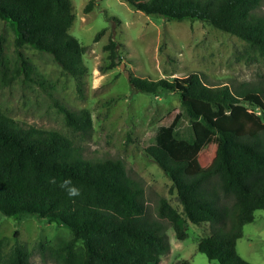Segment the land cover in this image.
<instances>
[{"label": "trees", "instance_id": "1", "mask_svg": "<svg viewBox=\"0 0 264 264\" xmlns=\"http://www.w3.org/2000/svg\"><path fill=\"white\" fill-rule=\"evenodd\" d=\"M127 1L147 15L198 20L236 35L264 60V15L255 12L260 0ZM73 18L70 0H0V19L11 25L17 47L48 52L63 70L79 77L86 70L85 46L68 31ZM115 47L110 38L105 48L111 60L118 58ZM129 82L152 95L175 92L182 107L141 139L144 152L171 180L170 191L180 206L160 196L158 216L170 223L177 239L187 236L186 220L208 223L209 233L196 242L208 260L253 264L235 245L254 211L264 209L262 86L211 83L195 70L182 77L131 76ZM58 107L72 129L90 128L87 109ZM184 114L190 123L188 136L177 131ZM201 154L211 158L206 167ZM53 178L55 183L50 182ZM65 179L81 190L80 196L67 195L60 187ZM143 191L120 158L83 157L68 135L12 118L0 108V214L29 213L66 227L68 239L40 243L41 254L57 264H160L170 242L164 224L148 215ZM0 264L33 262L26 246L17 241L8 246V238L0 234Z\"/></svg>", "mask_w": 264, "mask_h": 264}, {"label": "rangeland", "instance_id": "2", "mask_svg": "<svg viewBox=\"0 0 264 264\" xmlns=\"http://www.w3.org/2000/svg\"><path fill=\"white\" fill-rule=\"evenodd\" d=\"M70 1L74 18L68 31L85 46V72L75 77L50 53L28 45L17 47L11 25L0 19V108L12 118L68 135L83 157L120 158L128 175L143 185L148 215L164 224L170 249L160 264H219L196 248L200 236L209 233L208 223L186 220L187 236L177 239L170 223L156 212L160 196L174 207L180 206L170 191L171 180L144 152L141 139L173 110H182L178 95L143 92L134 88L129 78L182 77L195 70L211 83L238 85L247 81L264 90V60L238 36L198 20L147 15L127 0ZM255 12L264 15V0ZM110 38L118 52L113 60L105 48ZM22 58L29 66H24ZM58 104L87 109L90 128L81 131L66 125ZM177 131L180 136L189 135L186 114ZM200 157L206 167L211 158ZM0 234L8 238V246L16 241L26 246L33 264H57L41 254L40 243L56 244L71 236L66 227L29 213L19 217L0 214ZM235 250L253 264H264V209H256L253 220L243 225Z\"/></svg>", "mask_w": 264, "mask_h": 264}, {"label": "clouds", "instance_id": "3", "mask_svg": "<svg viewBox=\"0 0 264 264\" xmlns=\"http://www.w3.org/2000/svg\"><path fill=\"white\" fill-rule=\"evenodd\" d=\"M50 182L55 183L56 181L53 178ZM60 187L66 191L67 195L70 198H75L81 195V190L72 184L71 179H65L64 181H62L60 183Z\"/></svg>", "mask_w": 264, "mask_h": 264}, {"label": "water", "instance_id": "4", "mask_svg": "<svg viewBox=\"0 0 264 264\" xmlns=\"http://www.w3.org/2000/svg\"><path fill=\"white\" fill-rule=\"evenodd\" d=\"M121 66H122V63H121ZM125 75L127 76V71H125Z\"/></svg>", "mask_w": 264, "mask_h": 264}]
</instances>
